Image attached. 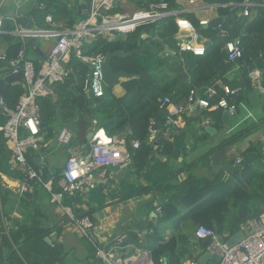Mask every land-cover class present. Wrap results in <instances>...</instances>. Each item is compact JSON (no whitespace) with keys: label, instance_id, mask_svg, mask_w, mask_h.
Listing matches in <instances>:
<instances>
[{"label":"trees","instance_id":"trees-1","mask_svg":"<svg viewBox=\"0 0 264 264\" xmlns=\"http://www.w3.org/2000/svg\"><path fill=\"white\" fill-rule=\"evenodd\" d=\"M132 1H136L139 7H148L150 3L166 2L173 9H183V6L176 0ZM204 1L227 4L220 6L219 11L221 15L230 17L222 26L208 27L200 32L205 41H208L207 53L204 56L177 51L174 40L178 31L177 16L163 18L157 26L154 23L138 26L135 31L118 38L108 39L98 36L91 43L82 46L81 54L83 56L106 55L118 50L131 51L138 47V39L142 33L150 28L165 40L172 50L176 51L175 54L167 52L162 40L151 36L146 39L142 38L144 47L142 53L127 58H113L114 70H125L137 75L129 79L130 87H132L124 98L114 96L110 100L102 98L94 101L88 98L84 84L89 66L76 58L72 51L67 67L71 68L75 64L74 71L70 72V77L64 82H55L53 86L54 91L56 87L58 92V100L55 101L53 95L39 96L36 99L40 114L41 133L45 134V139L48 141L55 138L59 128L72 122L78 113H82L84 125L77 124V127H72L77 132H79L78 127L86 129L94 118L101 121L100 126L104 127L109 135L121 133L129 128L130 134L126 138L127 147L133 153L136 167L143 169L152 151V143L149 140L152 120L156 121L157 129L159 123L166 127L165 121L168 112L161 107L163 98L169 96L175 102L182 103L193 88L204 90L208 86H216L217 93L211 100L212 102L218 101L226 95L218 82L220 78H224V84L231 87H251L249 71L253 68L256 60L264 54V0H258L257 4L250 7L249 16L241 14L243 7L240 4L244 0ZM44 11L45 14L44 12L41 14V11L38 10L34 11V16L40 26L45 21L44 15L52 13L48 10ZM57 11L52 14V19L58 21L65 17L70 27L80 19L78 13L66 4H60ZM119 11V7L114 9V12ZM186 14L188 13L184 12L180 16L184 17ZM193 23L199 26V21H193ZM13 24L11 19L2 18L0 40L3 39L9 44L5 52V59L0 58V76L7 72L6 68L9 67L10 61L17 58L24 43L30 47L28 39L25 42L20 36L14 37L5 32L12 31ZM42 27L51 29L46 24ZM222 29L228 30L232 37L242 39L244 53L237 63L228 61V51L225 48L226 40L220 35ZM28 58L30 57L28 56ZM169 58L179 62L180 69L175 73H164L161 77L155 70L161 67V64H170ZM34 61L39 67L40 61ZM229 71L236 73L233 80L225 77ZM23 93L22 81L8 84L2 94L6 106L15 110ZM7 120L8 115L0 107V126L5 125ZM101 135L103 139L106 138L104 132H101ZM236 138L237 136H233L222 141L215 149L227 145ZM135 140L140 142L137 149L132 146ZM5 143H7V139L4 136V131L0 130V171L4 170L13 177L25 178L20 173L21 171L9 170L10 165L8 168L7 161L12 155L11 151L5 147ZM160 145L162 154L170 155L173 144L168 140H162ZM36 156L37 152L34 149H31L27 154L28 160L38 169ZM207 156L208 154L194 162L180 165H173L169 160H158L152 165L150 182L134 195L157 192L164 199L161 204L163 217L157 223L149 222V231L145 235L140 236L141 233L136 231L124 233L127 236L124 245H133L135 248L149 251L153 264H184L189 258L199 261L200 256L206 253L210 244L209 238L204 239L196 236L197 227L201 225L214 227L226 240L228 236L242 231L248 220L260 218L264 213L263 146H260L259 143L251 144L242 152L240 164H236L239 157L229 160L230 168L227 175L221 171L212 178L190 175L187 179L180 180L182 172L198 165ZM27 192L18 193L21 196ZM10 195L8 191L6 197H3L4 200ZM65 198L68 199V197ZM65 198L64 201L67 205ZM73 202L68 200L67 206L72 205L73 209ZM74 212L76 217L87 215L93 219L91 212H77L76 210ZM1 217L0 213V219ZM225 231L229 232L228 236H224ZM168 232L171 233L169 237ZM23 233V227H20L19 230L10 231L6 239L17 242ZM39 233L27 231L24 241L35 239ZM133 251L135 252V250ZM27 257H29L28 254L25 255V258ZM47 263L54 264L53 261Z\"/></svg>","mask_w":264,"mask_h":264},{"label":"crops","instance_id":"crops-1","mask_svg":"<svg viewBox=\"0 0 264 264\" xmlns=\"http://www.w3.org/2000/svg\"><path fill=\"white\" fill-rule=\"evenodd\" d=\"M177 3L183 6L185 12L188 13L184 17L192 22L200 21L201 19L212 21L215 18L227 16L221 15L219 11L220 6H226L227 4L206 3L204 0H197L195 4H189L187 1ZM60 4L65 3L50 1L52 10L48 11L52 13L44 15L43 26L46 24L48 28L55 29L68 27L67 18L62 17L58 21L52 19V14L58 10ZM66 5L78 13L80 1L70 0ZM119 5V13L126 15H132L138 9L143 8L132 0H121ZM36 10L41 11V14L43 12L45 14L44 10L47 9L39 0H0V18L11 19L14 23V29L5 32L12 34L14 37H19L16 32H22L25 29L18 25L16 18L22 14L34 16V11ZM83 12L84 10L81 11V13ZM78 15L80 19L77 22L85 17L80 13ZM48 16L51 17V21L47 20ZM35 21L38 23L36 17ZM154 24L157 26L159 22H154ZM141 36L144 39L151 36L157 39L159 37L154 30H150V32L146 30ZM159 40H162L167 52L175 54L176 51L172 50L165 40L162 38ZM53 42L54 39L47 41L37 38L38 47L46 54L49 53L47 47ZM206 43L208 44V41ZM8 44L7 41L0 40V56L5 54ZM25 52L26 57L29 56V59L32 58L31 60H39L41 62L45 59V57L39 56L34 51V47L31 44L28 47V44L25 43ZM163 55L165 56L166 54ZM74 56L83 62L78 52ZM83 63L88 65L87 62ZM67 65L69 66V59L65 63V66ZM74 65L70 68L73 71ZM254 66L261 68L263 72L261 84L258 88L238 86L240 90L233 97L237 108L235 114L225 118V110L209 113L198 108L184 115L185 123L182 126L163 127L159 123L157 125L158 133L163 132L164 135L160 140H156L155 137L151 139L150 137L152 151L143 169H138L135 165V167L131 166L126 170L117 171L116 175L108 182L107 193L96 188L79 193L76 196H65L68 197V199L65 198L67 205L68 200L69 202L76 201L73 202V209L72 205L67 206L64 200L62 204L71 209L72 212L74 210L77 212H91L95 222L94 236L99 243L107 248L110 247V243L115 237L129 231L140 232V235L147 234L149 231L148 223H157L163 217L156 210L161 207L164 199L155 191L148 194H134L150 182V170L156 161L169 160L173 165H180L194 162L208 154L204 161L182 172L180 180L183 181L190 175L212 178L221 171H224V174L227 175L230 168L228 165L229 160L236 157L241 158L242 152L251 144L259 143L264 148V57H259ZM163 71L159 67L157 74L163 77ZM235 76L236 73L234 71H229L225 77L233 80ZM223 79H219V84L224 83ZM131 87L129 79L118 81L112 88L113 97H126ZM58 96L55 87V95L53 96L55 101L58 100ZM206 118L211 119V124L204 126L203 121ZM93 120H97L99 125L94 126ZM100 122L98 118H94L86 129L83 130L78 127L79 132H77L72 127H77V124L84 125L83 114L78 113L72 122L59 128L57 134L61 129L68 128L73 133L76 132L75 135L78 140L89 142L96 134V131H93L95 129L97 130V138L107 140L115 145L123 144L128 146L126 138L130 134L129 128L121 133L109 135L107 130L100 126ZM91 132H93L92 135L90 134ZM101 132H104L105 139H103ZM233 136H237L234 141L215 149L222 141ZM162 140H168L173 144L170 155L162 154V146L160 145ZM5 147L11 151L12 155L8 142L5 143ZM70 147L71 144L58 145L56 138H52L48 141L45 139V147L42 150H35L37 152L36 157L40 158L38 169L44 177L50 176L51 173H59L62 170L70 155ZM11 159L12 157L10 156L9 161H7L8 168L10 165V171L13 170L11 168ZM214 168L218 170L215 171ZM20 173L23 175L22 172ZM21 184V177H13L4 170L0 171V213L2 214L0 219V221L2 220L0 227V264H48V261H53L54 264H104L103 261L96 257V249L93 243L78 233L75 224L66 213L64 207L53 199L50 192L42 185L36 183L32 184L33 186L29 192L19 196L18 191ZM8 191L11 195L4 200L3 197H6ZM151 213L154 216L150 220ZM20 227H23L24 233L17 242L6 239L10 231L19 230ZM27 231L40 233L35 239L24 241ZM147 252L149 258H151L149 251ZM26 254L29 257L25 258ZM142 258L146 259L145 256ZM137 263L150 264L146 260L144 262L137 261Z\"/></svg>","mask_w":264,"mask_h":264},{"label":"built area","instance_id":"built-area-1","mask_svg":"<svg viewBox=\"0 0 264 264\" xmlns=\"http://www.w3.org/2000/svg\"><path fill=\"white\" fill-rule=\"evenodd\" d=\"M121 0H87L88 14L72 27L43 29V33L23 30L16 32L23 40L31 37L54 39L47 57L40 62L39 67L34 60L26 57L25 43L19 51L17 58L10 61L7 72L23 74L24 93L20 97L19 104L15 110L6 106L1 96L0 105L4 113L8 115L5 125L0 126L4 131L9 147L12 150L11 168L20 170L24 177L19 193L30 191L32 184L42 185L51 193L53 199L64 207L66 213L76 226L78 233L93 243L96 249V257L104 264H134L144 260L153 264L146 250L135 248L133 245H124L126 234L115 237L110 247L99 243L94 236L95 222L90 216L76 217L71 209L65 207L62 202L65 196H76L79 193L90 189L99 188L103 192L108 191V182L119 170H126L134 163L133 153L125 145H115L107 140L97 138L96 134L89 142L80 141L75 133L68 128H63L56 135L58 145L71 144L70 155L59 173L44 175L37 169L27 157L31 149L42 150L45 147V137L41 133L40 114L36 99L39 96L55 95L54 83L64 82L70 77L72 69L65 66L70 53L78 52L80 57L88 63L89 72L84 84V90L92 101L104 97V72L103 63L105 54L96 56H83L81 48L86 43H91L98 36L108 39L128 34L136 30L138 26L148 23L159 22L163 18L177 16L176 49L180 53L189 52L197 56H204L207 53V43L202 37L198 28L209 24L208 19H201L199 26L191 20L180 16L184 9H173L169 3H150L147 8L138 9L132 15L114 12ZM181 3L187 1L195 4L197 0H176ZM258 0H244L240 5L243 7L241 14L250 15V7L257 4ZM51 21V17H47ZM2 18H0V28ZM1 31V30H0ZM220 35L226 40L225 48L228 51V61L237 63L244 53L242 39L232 37L230 32L222 29ZM6 55L0 56L5 59ZM264 57V54L261 55ZM238 68V66H237ZM263 72L259 67H253L249 71L250 83L253 88L261 84ZM225 96L218 101L212 102L216 95V86H208L204 90L193 88L182 103L175 102L171 97L166 96L161 101V107L166 109L168 116L165 124L168 127L182 126L185 123L184 115L198 108L209 113L217 110L229 111L235 114L237 111L233 97L239 92L240 87L233 88L228 84L220 83ZM92 93V96L90 95ZM94 126L98 121L93 120ZM156 121L152 120L150 125V137L156 138L158 129ZM211 124V119L206 118L203 125ZM134 149L140 146L135 140L132 144ZM239 158L236 164L241 163ZM33 182L30 184L29 182ZM156 212L163 215L159 207ZM150 215V220L153 218ZM2 220L0 221V227ZM244 238L230 244L224 240L216 228L199 226L195 230L198 238H209L210 244L207 247L208 253L220 256L218 264H264V213L258 219H250L243 226ZM141 236V235H140ZM135 250V252L133 251ZM146 257L143 259L142 257ZM161 261H163L161 259ZM184 264H201L198 260L189 258Z\"/></svg>","mask_w":264,"mask_h":264},{"label":"water","instance_id":"water-1","mask_svg":"<svg viewBox=\"0 0 264 264\" xmlns=\"http://www.w3.org/2000/svg\"><path fill=\"white\" fill-rule=\"evenodd\" d=\"M50 1H53V0H39V2L45 7V9L51 11L52 8L50 7ZM54 1L68 4L70 0H54ZM79 1H80V5L78 8V13L82 14L83 16H86L88 14L87 0H79ZM82 10H84L83 13H81ZM229 18H230L229 16L215 18L214 20L210 21L208 25H204V26L199 27L198 31L201 32L203 29L208 28V27L218 28V27L222 26V24L224 22L229 20ZM16 21L22 29H25L27 31H35V32H40V33H43V31H44L42 29V27L35 21L34 16H26V15L22 14L16 18ZM147 32H150L149 28H147ZM158 39H160V37H158ZM29 42H30L31 46L34 47V51L39 56L47 57V54L45 52H43L40 47H38L36 37L29 38ZM143 49H144V47L142 45V36H140L138 39V47L135 48L134 50H131V51L118 50V51L109 52L106 54L105 60L103 63V72H104V86H103L104 97L103 98L105 100H110L113 98L112 88L114 87V85L118 81H120L122 79H131V78L135 77V74L129 73L125 70H117V71L114 70V68L112 66V59L115 57L127 58L130 56H133L134 54L142 53ZM167 49H169V48H167ZM73 55H76V52H73ZM83 62H85L84 59H83ZM89 68H90V66H89ZM22 80H23L22 72H19V73L5 72V73L1 74V76H0V98H1L3 91L5 90V88L8 84L16 83V82H19ZM90 95L92 96V93H90ZM0 107H1V105H0ZM230 115H232V114L229 111H225V118L230 117ZM90 134L92 135L93 132H91ZM163 135H164L163 132H159L158 135L156 136V140H160L163 137ZM36 161L39 165L40 164V158L37 157ZM132 166L135 167V164L133 163ZM214 170L217 171L218 169L214 168ZM134 264H138V263H134Z\"/></svg>","mask_w":264,"mask_h":264},{"label":"rangeland","instance_id":"rangeland-1","mask_svg":"<svg viewBox=\"0 0 264 264\" xmlns=\"http://www.w3.org/2000/svg\"><path fill=\"white\" fill-rule=\"evenodd\" d=\"M120 5L122 6V4H120ZM120 5L118 6L119 8H120ZM145 8H147V7H145ZM175 45H176V40H175ZM49 46H48L49 48L47 47L48 51L51 50V48H52L51 43L49 44ZM175 47H177V46H175ZM166 60H167V58H166ZM168 62H170V64H166V65L165 64H163V65L161 64V68H162V70H164L163 72L166 73V74L178 72V70L180 69V63L175 61V59L173 60V59H170V58H169ZM158 68L155 70L156 73H158ZM159 74H162V73H159ZM170 234L171 233L168 232V234H167L168 237L170 236ZM228 235H229V232L225 231L224 232V236H228ZM244 236H245V232L242 230V231H239L237 234H235L233 236H228L226 238V241L233 245V244L241 241L244 238ZM220 259H221L220 256L211 255L210 253L206 252L202 256H200L199 261H200L201 264H218Z\"/></svg>","mask_w":264,"mask_h":264},{"label":"clouds","instance_id":"clouds-1","mask_svg":"<svg viewBox=\"0 0 264 264\" xmlns=\"http://www.w3.org/2000/svg\"><path fill=\"white\" fill-rule=\"evenodd\" d=\"M42 29H44V28H42Z\"/></svg>","mask_w":264,"mask_h":264}]
</instances>
